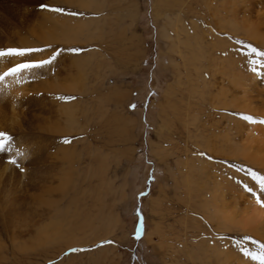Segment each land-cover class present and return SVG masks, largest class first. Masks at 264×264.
<instances>
[{"label":"rangeland","instance_id":"rangeland-1","mask_svg":"<svg viewBox=\"0 0 264 264\" xmlns=\"http://www.w3.org/2000/svg\"><path fill=\"white\" fill-rule=\"evenodd\" d=\"M249 46L264 0H0V50L43 49L0 75L59 52L0 80V264H261Z\"/></svg>","mask_w":264,"mask_h":264},{"label":"snow or ice","instance_id":"snow-or-ice-1","mask_svg":"<svg viewBox=\"0 0 264 264\" xmlns=\"http://www.w3.org/2000/svg\"><path fill=\"white\" fill-rule=\"evenodd\" d=\"M54 12L62 13L64 12V9L62 8H52L51 9ZM74 15L75 13H70ZM43 49L40 48H17V47H11V48H6L3 50H0V57H13V56H18V57H23L27 53H38L42 52ZM68 51L73 52V53H80V49L78 48H72L68 49ZM249 51L252 53H255L258 56L264 57V52H258V50L255 47L249 46ZM59 55V52H53L52 55L43 60L39 61H27V62H22V63H17L14 67L9 68L6 72H4L2 75H0V80H3L5 77L20 73L22 70H27V69H42L45 68L46 66H51L53 62L57 59V56ZM254 64L260 63V61L254 60L252 61ZM255 72L256 69H253ZM60 99H71L69 97H60ZM245 120H251L252 118L250 116H245ZM264 123V121H262ZM11 140V137L8 135L6 131H0V151H5L6 146L9 144ZM64 143H69L67 139L64 140ZM26 158V154H25ZM9 163L12 165H19L17 164V161L15 159L9 160ZM23 171V168L20 169ZM248 175L251 176L252 180L256 181L259 187V193H253V187H249L248 185H245V189L249 193H253L256 203L260 205L261 207H264V175H259L257 172L249 170ZM136 234L139 236L140 234V228L138 227L136 229ZM108 243H111L110 241ZM73 252L78 251V249H72ZM245 255H249L248 251L246 249H242ZM251 257L253 260H259L261 261V264H264V245H261V252L260 253H252Z\"/></svg>","mask_w":264,"mask_h":264},{"label":"bare ground","instance_id":"bare-ground-1","mask_svg":"<svg viewBox=\"0 0 264 264\" xmlns=\"http://www.w3.org/2000/svg\"><path fill=\"white\" fill-rule=\"evenodd\" d=\"M165 2H167V0H164ZM58 26V25H57ZM53 28H54V26H53ZM57 30H58V28H57ZM56 30V31H57ZM63 30H64V28H63ZM55 31V30H54ZM55 31V32H56ZM68 31V30H67ZM63 33H64V31H63ZM56 34V33H55ZM50 36V35H49ZM49 36H47V38H46V36L45 35H43L42 36V38H43V40L42 41H50V40H53V39H50V38H48ZM54 36V35H53ZM57 36V35H56ZM47 39V40H46ZM57 73V72H56ZM251 99V98H250ZM250 99H248V100H250ZM261 134V139H260V142H261V146H263V149H262V151L264 152V132H262V133H260ZM250 146L251 145H249V146H247V144H246V150L245 149H243V155L245 154L246 155V157H248L247 159H249V154L248 153H245V152H248V149L250 148ZM256 148V147H255ZM251 149V148H250ZM259 151H260V147L259 148H256L255 149V151H254V153H255V155L253 154L252 155V158H250V160H253V161H257L258 163H260L261 164V166H263L264 167V158L263 159H261V157H260V155L258 154L259 153ZM259 164V165H260ZM250 215H253V218L251 219L252 221H256V223H260L261 224V222L260 221H262V225H261V227H263L264 225V209L263 210H260L259 211V213H256V209H254V211H253V213L252 214H246V218L247 219H249V217H250ZM254 217H256V218H258L259 220H257L256 218H254ZM258 225V224H257ZM259 226V225H258ZM253 227V226H252ZM260 227V226H259ZM260 227V228H261ZM264 228V227H263ZM253 230V229H252ZM251 230V231H252ZM257 230V229H256ZM261 230H263L262 228H261ZM257 232V231H256ZM261 232V231H260ZM264 232V231H263ZM262 233V232H261ZM263 234V233H262ZM264 235V234H263Z\"/></svg>","mask_w":264,"mask_h":264}]
</instances>
